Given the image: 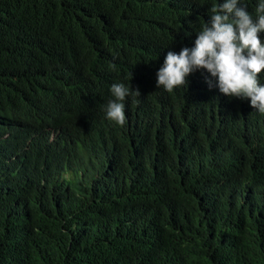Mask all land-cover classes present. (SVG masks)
<instances>
[{"label":"trees","instance_id":"1","mask_svg":"<svg viewBox=\"0 0 264 264\" xmlns=\"http://www.w3.org/2000/svg\"><path fill=\"white\" fill-rule=\"evenodd\" d=\"M223 2L0 0V264H264V114L156 86Z\"/></svg>","mask_w":264,"mask_h":264},{"label":"clouds","instance_id":"2","mask_svg":"<svg viewBox=\"0 0 264 264\" xmlns=\"http://www.w3.org/2000/svg\"><path fill=\"white\" fill-rule=\"evenodd\" d=\"M210 20L197 33L193 47H182L177 53L168 51L156 72V86L172 92L187 85L188 77L197 70H206L216 78L220 92L229 97L250 100V105L264 114V0H258L255 15L247 10L245 0H224L213 3ZM209 87L212 81H207ZM111 99L105 112L108 120L123 126L127 117L125 103L133 90L123 83H113ZM135 94L140 95L139 89Z\"/></svg>","mask_w":264,"mask_h":264}]
</instances>
